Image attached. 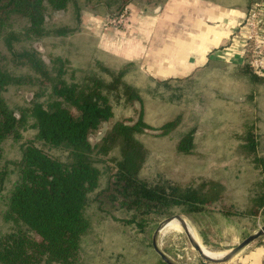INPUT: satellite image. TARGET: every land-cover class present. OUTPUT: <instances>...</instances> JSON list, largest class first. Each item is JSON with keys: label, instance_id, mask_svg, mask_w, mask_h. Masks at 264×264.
<instances>
[{"label": "trees", "instance_id": "obj_1", "mask_svg": "<svg viewBox=\"0 0 264 264\" xmlns=\"http://www.w3.org/2000/svg\"><path fill=\"white\" fill-rule=\"evenodd\" d=\"M114 1L118 13L131 0ZM77 2L0 0V34L14 64L28 71L13 73L0 59V198L4 200L3 219L13 223L9 231L0 234V264H80L81 242L90 228L86 209L93 191L92 200L98 208L109 205L126 211L127 217L116 220L141 232L153 220L170 213L172 207L198 212L223 199L224 184L219 180L180 187L149 183L139 177L147 149L138 136L148 130L169 134L179 119L156 128L144 121L142 96L124 80L131 62L118 70L102 66L108 78L94 69L77 68L72 70L87 73L77 79L70 72L67 79L68 59L55 56L45 62L36 49L13 47L20 38L19 33L7 30L14 16L25 19L24 36L42 38L50 33L45 25L48 12L65 10L70 4L79 12ZM252 2L248 0V6ZM102 4L112 6L111 2ZM72 30L62 27L54 31L62 36ZM23 85L35 86L36 91L27 104L12 109L4 93L9 87ZM112 94L117 101L139 103L137 119L114 120L107 125L113 117ZM28 128L35 133L19 143L18 159L2 161L3 143L20 142ZM193 132L191 128L178 133L179 152L192 151ZM245 140L249 152L255 153L254 134L247 133ZM115 146L117 156L111 155ZM53 148L62 151L64 157L53 156L49 152ZM253 161L261 168L264 189V158L255 155ZM102 176L105 186L99 188ZM253 199L257 204L248 211L252 215L264 206V192ZM220 211L234 214L224 205Z\"/></svg>", "mask_w": 264, "mask_h": 264}, {"label": "rangeland", "instance_id": "obj_2", "mask_svg": "<svg viewBox=\"0 0 264 264\" xmlns=\"http://www.w3.org/2000/svg\"><path fill=\"white\" fill-rule=\"evenodd\" d=\"M77 1L79 12L71 4L65 10L48 12L45 25L50 33L42 38L24 36L22 33L26 25L25 19L19 15L14 16L7 30L19 33L20 38L13 42V47L16 50L36 49L45 62H49L55 56L68 59L70 64L67 65L69 68L67 79L70 72L79 79L91 69L108 78L107 73L101 70L102 66L118 70L128 61L115 57L97 46V36L106 35L112 30L122 32L134 26V18L151 13L154 6L161 3V0H131L117 13L118 4L114 0ZM103 2H111L112 6L107 8ZM247 2L248 0L233 1L236 5ZM257 2L264 3V0H253L247 14ZM62 27L73 30L66 35H56L54 30ZM0 59L13 73L28 72L27 67L17 66L12 61L11 54L4 44L3 34H0ZM243 62L248 64L244 56ZM131 63L127 67L124 80L136 87L142 96L144 121L156 128L166 121L179 119V123L169 134L158 135V131L148 130L138 136L147 149L139 177L149 183H165L180 187L196 186L206 179L219 180L224 184L223 199L221 202L205 206L198 212L185 211L181 206L172 207L170 213L153 220L146 226L145 232H141L132 224L116 220L127 217L126 211L109 205L98 208V204L92 200L95 193L93 191L89 194L90 203L86 209L90 228L81 242L83 255L80 264H163L159 254L153 249L152 238L159 224L172 215L183 217L208 248L228 251L264 225V206L258 209L257 214L248 213L257 204L253 198L264 192L261 168L253 161L255 155L264 158V135L253 129L259 144L255 153H251L249 145L245 142V132L226 133L223 128L226 120L233 118L226 115L232 112L234 105L219 99L221 91L241 94L245 90L244 87L233 82L231 71L229 79L222 86L219 85L217 74L207 76L210 84L205 86L202 83L206 79L199 75L194 82L190 80L157 83L152 77L139 72L138 63ZM77 68L87 71L83 73L72 70ZM35 91L36 87L29 85L9 87L4 96L8 105L16 109L27 104L26 100L32 97ZM110 98L113 117L107 125H111L114 120L137 119L139 103L117 101L115 94ZM191 128L194 130L192 151L179 152L178 133ZM244 128L245 126L243 130ZM34 133V129L28 128L23 131V139L20 142L5 141L2 145V161L18 159L19 143L34 136ZM49 152L53 156L64 157V153L58 149H49ZM117 154L118 147L115 146L111 155ZM13 178L14 175L11 174L10 180ZM105 179L104 176L100 178L99 188L105 186ZM222 205L234 214L222 213L220 211ZM4 209V200L0 198V234L9 231L13 224L3 219ZM263 239L264 233L224 262H212L202 258L191 245L182 227L180 231L171 230L165 234L158 232L156 243L164 254L180 264H233L240 255L255 245L262 244Z\"/></svg>", "mask_w": 264, "mask_h": 264}, {"label": "crops", "instance_id": "obj_3", "mask_svg": "<svg viewBox=\"0 0 264 264\" xmlns=\"http://www.w3.org/2000/svg\"><path fill=\"white\" fill-rule=\"evenodd\" d=\"M233 1L161 0L151 13L134 18V26L98 35L96 43L115 57L138 63L139 72L157 83L194 82L199 75L206 79L205 86L210 84L207 76L217 74L222 86L231 71L233 82L245 90L241 94L221 91L219 99L234 105L226 115L233 118L226 120L225 132L253 134L256 129L264 135V75L243 62L249 6ZM258 144L255 139V149ZM233 264H264V239Z\"/></svg>", "mask_w": 264, "mask_h": 264}, {"label": "built area", "instance_id": "obj_4", "mask_svg": "<svg viewBox=\"0 0 264 264\" xmlns=\"http://www.w3.org/2000/svg\"><path fill=\"white\" fill-rule=\"evenodd\" d=\"M244 25L243 56L257 74L264 75V3L251 7Z\"/></svg>", "mask_w": 264, "mask_h": 264}, {"label": "water", "instance_id": "obj_5", "mask_svg": "<svg viewBox=\"0 0 264 264\" xmlns=\"http://www.w3.org/2000/svg\"><path fill=\"white\" fill-rule=\"evenodd\" d=\"M172 219H176L180 226L183 228V230L185 231V233L187 234L189 241L191 242V245L198 251L199 255L209 261L212 262H224L229 260L231 257H233L239 250H241L244 246H246L247 244H249L251 241L255 240L257 237L261 236L264 233V225L262 227H260V229H258L257 231L253 232L252 234L248 235L245 239H243L238 245H236L235 247H232L231 249L228 250V252L220 259H216V258H212L208 255H206L202 249L201 246L199 245V243L193 238V236L190 235L189 231H188V227L186 224V221L183 217L179 216V215H172L167 217L166 219H164L158 226V228L154 231L153 233V238H152V246L153 249L159 254L160 258L162 259L163 262H165L166 264H180L172 259H170L166 254H164L157 246L156 243V236L158 234V232L160 231V229L170 220Z\"/></svg>", "mask_w": 264, "mask_h": 264}, {"label": "bare ground", "instance_id": "obj_6", "mask_svg": "<svg viewBox=\"0 0 264 264\" xmlns=\"http://www.w3.org/2000/svg\"><path fill=\"white\" fill-rule=\"evenodd\" d=\"M187 227H188V231L190 233L191 236H193V238L199 243V245L201 246L202 251L212 257V258H216V259H220L222 258L228 251L227 250H214V249H210L208 248L206 245H204L198 238L197 234L195 233V231L193 230V228L191 227V225L186 221ZM171 230H181V226L179 224V222L176 219H172L170 221H168L161 229H160V233L161 234H165ZM158 241V240H157Z\"/></svg>", "mask_w": 264, "mask_h": 264}]
</instances>
